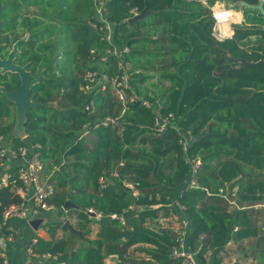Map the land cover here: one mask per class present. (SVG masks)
<instances>
[{"label":"trees","instance_id":"16d2710c","mask_svg":"<svg viewBox=\"0 0 264 264\" xmlns=\"http://www.w3.org/2000/svg\"><path fill=\"white\" fill-rule=\"evenodd\" d=\"M21 1L25 6H39L40 13L25 17L21 3L9 2L13 16L7 21L6 14L1 17L5 25L0 27V58L6 59L13 45L28 34L19 45L15 63L27 66L33 79L43 74L30 93L31 101L40 105L28 111L25 135L28 146L41 148L44 163L62 171V175L57 172L61 176L59 188L70 186L73 190L69 200L75 207L64 210L66 191L56 192L50 203L60 217L73 214L79 223L74 227L80 232L56 240L55 234L64 223H48L45 228L53 240L37 238L32 245L34 255L56 256L55 260L48 259L49 264H105L109 256H117L118 264H185L172 256L180 246L182 233L154 224L162 211L164 216L171 212L152 207L173 200L185 207L192 228L187 247L202 264H206L205 255L210 250L216 251L212 264H223L218 254L230 242L259 238L255 207L264 205V64L242 66V61H264V16L258 10L244 7L243 25L234 27L232 38L217 41L212 36L213 18L206 15L198 21L201 15L188 3L182 5V0L106 2L104 17L115 24L114 42L130 47L131 62L152 54L146 48L137 49L139 45L161 51L170 45L174 50L167 48L165 53H178L170 65L162 66L163 70L172 67L175 71L163 74L171 87L164 101L158 103L163 116L172 113L179 117L180 127L190 133L192 143L185 153L181 136L170 130L157 135L153 128L155 113L138 103L130 106L119 126L100 128L80 139L87 123L115 116L122 108L110 92L87 96L81 91L86 71L100 69L89 60L91 49L105 47L95 29L98 21L92 0ZM218 1L257 6L262 0ZM133 9L140 14L147 10L149 15L131 25L128 19ZM229 16L232 19L220 25L224 36L232 34L230 22H240L238 15L231 12ZM48 19L60 25L56 33L64 34V47L52 39L57 35L47 29ZM151 27H162L158 40L143 33ZM21 29L23 33H19ZM252 38L257 40L251 43ZM147 80L134 67L132 88L157 102L140 90ZM19 85L18 75L0 73V86L7 91ZM90 101L97 104V116L84 112ZM13 105L0 92V137L8 138L13 129L3 122ZM11 142L14 148L27 145L21 138ZM187 156L201 160L194 188H185L190 176ZM116 170L118 177L113 179L111 174ZM103 175L111 178L105 189L99 184ZM227 184H231L229 190ZM134 191L139 192L138 197L133 196ZM20 202L12 185L0 190V223L5 209ZM232 202L238 207L235 210H231ZM130 206L144 209L137 210L123 226L113 217L123 216ZM90 209L102 215L95 240L90 238V226L95 223ZM172 212L177 214L178 210L173 208ZM74 239L79 240L77 249L73 248ZM136 252L144 257L135 256Z\"/></svg>","mask_w":264,"mask_h":264},{"label":"built area","instance_id":"2783aa9c","mask_svg":"<svg viewBox=\"0 0 264 264\" xmlns=\"http://www.w3.org/2000/svg\"><path fill=\"white\" fill-rule=\"evenodd\" d=\"M108 0H93L95 6V18H99L95 29L99 36V41L105 46L104 49L98 50L93 48L89 54V60L93 66H99L100 69L87 70L84 76V82L81 91L87 96L97 95L99 93L110 92L116 102L122 107V115H124L132 104H141L144 108L150 109L155 113L154 130L157 135L174 131L181 136L180 144L183 151L187 153L192 137L189 132L184 131L179 125V117L174 114L163 116L161 114L162 106L158 102H152L136 93L132 88L131 76L133 72L132 65L129 60L131 49L129 46L120 47L114 42L115 24L109 22L104 17L105 5ZM226 11V12H223ZM231 10L219 9L213 12L212 18L215 22L213 36L218 41H223L228 36H224L220 31L221 21H230L229 16ZM136 9L131 11V17L139 15ZM223 15H227L222 18ZM231 23V22H230ZM113 70L110 73V70ZM84 112L90 117L96 115L97 106L95 101L88 102L84 107ZM121 116L108 115L87 123L80 135V139L88 137L94 130L100 128L116 127L121 124ZM41 148L39 146H21L14 148L6 143L4 137H0V190L12 185L13 192L21 198L20 203H15L7 207L3 214V221L0 223V264H8V255L5 249V242H12L14 235L9 232V222L14 218H26L29 209L32 210V216H42L44 213H52L56 211L54 205L50 201L55 197L56 189L48 181L41 179V173L44 171V162L42 160ZM190 167L189 187L194 188L197 185L199 170L201 167L200 158L187 156ZM11 162L14 171H8ZM115 177V176H114ZM111 178H113L111 176ZM110 178V180H111ZM110 180L106 176H101L99 184L101 189H105L110 185ZM127 187H129L127 185ZM134 197L139 196V192H133ZM179 209L185 212V207L177 203ZM130 210L134 206L129 207ZM92 217L101 220L102 215L94 210H89ZM119 219L123 226L126 220L121 217L114 216ZM184 227H188L189 222L182 220ZM5 231L9 233L6 234ZM174 259L182 260L185 264H198L196 253H192L185 247V241L182 234L180 246L175 248L172 254ZM44 259H56V256L50 254L44 255Z\"/></svg>","mask_w":264,"mask_h":264},{"label":"crops","instance_id":"0c3cea01","mask_svg":"<svg viewBox=\"0 0 264 264\" xmlns=\"http://www.w3.org/2000/svg\"><path fill=\"white\" fill-rule=\"evenodd\" d=\"M14 1H18L19 3H21L23 5L22 7V11L23 9H25L24 4L22 3L21 0H7L6 3H2L3 5L6 6V10L4 11V14L6 12H8L10 9L9 7V2H14ZM37 2H40L37 0ZM188 3L191 7V10H193L194 12H196L197 14H200L201 16L198 18V21L203 20L206 15L210 16L212 18V14L215 11H218L219 9H227V10H231V7H235L234 5H227L224 2H220L218 0H201L198 3H192L189 0H182V5H184L185 3ZM93 6H94V2L92 0ZM193 6V8H192ZM239 6H242L243 8L245 6H243V4H240ZM27 7V6H26ZM31 8H35V9H39L40 11V7L33 5V6H28ZM218 7V9L216 10V8ZM106 9V8H105ZM38 11V12H39ZM94 11H95V6H94ZM232 11V10H231ZM105 12V11H104ZM23 16H27L24 15L22 13ZM7 17V16H6ZM31 17V16H28ZM9 18H5V20L7 21ZM99 18H96V20H98ZM245 22V18H244V12L242 14V20L240 22H231L230 23V28L232 29V26L236 25H243V23ZM235 27V26H234ZM162 29V27H159ZM149 29V28H146ZM23 32L24 30L21 29ZM20 30V31H21ZM19 31V33H20ZM22 32V33H23ZM234 35V28L232 29V34L230 36H228L225 39L228 38H232V36ZM213 36V33H212ZM214 37V36H213ZM24 40L28 39V34L26 33L25 36L22 38ZM224 39V40H225ZM256 39V38H255ZM218 41V40H217ZM255 42V41H254ZM133 71H134V66L132 64V62L130 61ZM118 105V104H117ZM97 106V104H96ZM118 107H120V105H118ZM118 109V108H117ZM115 109V111L117 110ZM118 112V110L116 111ZM122 108H119V114L115 115V116H121L122 115ZM98 115V113H96V116ZM123 117V115H122ZM98 118V117H97ZM100 119V118H98ZM4 123H6L7 125H13V129L10 133V136L8 138H5V141L8 145L13 146L12 145V139L13 138H21L24 139L26 137L24 131H22V128L20 126H18L19 124V119H18V115H17V108L15 105H13L10 109V113L8 117H5ZM3 137V136H2ZM33 147V146H32ZM17 164L16 162H11V166L9 167L8 171H14V166ZM122 165V164H121ZM48 166H50V163L48 162ZM47 166V167H48ZM45 163H44V171L41 173V179L43 181H48L50 182L56 189V192L59 191H66V193L68 192L67 195V202H70L69 197H70V192H73V190H70V186H67L66 188H59L60 183H61V176L57 175V172H60V174L62 175V171L56 167L50 166V172L46 171L45 168ZM111 176L113 177V179L118 177L117 174V170L112 172ZM115 176V177H114ZM69 179V178H68ZM231 184H227L226 187L229 190ZM188 186L185 185V188H187ZM184 190V186L180 189V191L178 192L179 195L182 193V191ZM237 188L234 190V196L237 192ZM56 195V194H55ZM178 195V196H179ZM234 203H231V210H235L236 208H238L237 206L233 205ZM154 210H157L159 208H165L170 210L171 214L170 216H164V212H161V217L159 219L158 222H155L154 224L157 226H160L162 228H169L173 231H177V226L178 224L175 225V227H170L172 223H177L176 219L178 221H181L183 219L188 220V218L186 217L185 213L182 212L178 205L177 202L175 200L171 201V203L167 204V205H162V204H157L155 206L152 207ZM176 208L178 210L177 214H175L174 212H172V209ZM144 208L142 209H136V207H134L133 210H128L125 212V214L123 215V218L125 220L129 219L131 216L136 215L137 214V210L138 211H142ZM255 209L257 210V214L255 215V219L257 222V226L260 228V235L259 238L256 239H245L241 242H230L224 251L220 252L218 254L219 257H222L224 262L223 264H264V205H258L255 207ZM93 210V209H90ZM33 218L27 219V218H14L12 220H10L9 222V232H11L14 235V240L12 242H5V249L8 255V264H49L47 261L48 259H44L40 256H36L33 254L32 251V245L36 243L37 238H41L45 241H52L53 237L51 236V234L48 232V229L45 228V225L48 223H55L57 221H61L63 223L69 221L71 223V225L74 227L76 224H79L78 221L76 220L75 216L71 213H66L64 216L60 217L58 215V212H52V213H44L42 214V216L36 217V216H32ZM44 219L45 221L39 226V228L37 230H35L31 225L30 222L33 219ZM95 223H93L90 226V230H91V234H90V238L92 240H95L98 238V234L100 231V225L98 224L100 222V220H97L96 218H94ZM164 222V224H162ZM189 222V220H188ZM166 224V226H165ZM75 228V227H74ZM187 230V234H186V239L184 238L185 241V247L188 250L187 247V243H188V238L189 235L192 232V228L189 222L188 227H185ZM70 234H73L70 231H64L63 229H60L56 232L55 234V239L56 240H61L63 238L69 239L70 238ZM75 244L73 246L74 249H77L79 246V240L78 239H74ZM244 245V249H241L240 246ZM240 249L248 256H246L247 259H249L251 262H244L241 263L240 261L234 260L233 256L239 253ZM215 253L216 251L210 250L208 252V254L205 255V259H206V264H212L214 257H215ZM144 257L141 256V254H139V258ZM231 261V262H230ZM246 261V260H245ZM105 264H118L120 261L118 260L117 256H109L108 258L105 259ZM199 262V260H198ZM200 264H202L201 262H199Z\"/></svg>","mask_w":264,"mask_h":264},{"label":"rangeland","instance_id":"374dc122","mask_svg":"<svg viewBox=\"0 0 264 264\" xmlns=\"http://www.w3.org/2000/svg\"><path fill=\"white\" fill-rule=\"evenodd\" d=\"M0 1H1V3L7 2V0H0ZM35 1L36 0H30V2H35ZM38 1H40V4H41L42 0H38ZM24 7H25V9H23V11H22V13L24 15L31 16V15H34V14L37 15L40 13L39 9L31 8L28 6L26 7L25 5H24ZM192 8H193V6H192ZM190 9H191V7H190ZM231 10H232V13L239 16V21H241L242 20V14H243V7L242 6H235V7H231ZM5 14L7 16L6 18L13 16L11 10L6 12ZM50 20H52V22ZM50 20L49 19L46 20V22L48 21L46 27L49 30H53L55 32V34L57 35L52 39L59 40L60 46L64 47V44L67 43V40L65 39L64 34L61 36V35H58L56 33L59 30L60 25L57 22H55L54 19H50ZM234 26H236V25H234ZM234 26H232V29L234 28ZM52 27H54V28H52ZM22 32L23 31L21 30L20 33H22ZM143 33L146 36L153 38L154 40H158V38L163 34V30L159 27H151L149 29H145ZM256 40L257 39L252 38L251 40H249V42L252 43ZM50 41L51 40H49V42ZM136 48L137 49H145L146 48L148 51H150L152 53L149 56L147 55L146 57L141 58V59H138V58L132 59V64L135 67L136 73H142L148 77V80L146 81V83L142 87H140L141 92L144 95H147V96L155 99L157 102L162 101V100L164 101V99L167 95V89L171 87V84L163 78V74L164 73L165 74L173 73L175 71V69L170 67L168 70H163L162 66L163 65H170L174 59V56H177L178 53L175 51L176 53L166 54L165 53L166 50H168V49L170 51L174 50V47H172L170 45H167V47L163 51H161L158 47L155 48V46H145L144 47L143 45H139ZM159 52L161 54H159ZM143 67H147L148 68V69H146L147 71H144ZM45 166H46L45 167L46 171L50 172V166H48V162H45ZM189 182H190V177H189V180H187L185 185L188 186ZM142 208L143 207H140L139 209H142ZM176 222L177 223H172L170 227H175V225L178 224L177 230L180 231L183 234V238L186 239V234H187L186 228L183 226L181 221H178L176 219ZM162 224H164V222ZM165 226H166V224H165ZM244 247H245L244 245L240 246L241 249H244ZM241 249H240L239 253L236 254V256L235 255L233 256V259L240 261L241 263L251 262L249 259L246 258V256H248V255H246ZM135 256H139V252H136ZM198 264H200V263L198 262ZM253 264H256V263H253Z\"/></svg>","mask_w":264,"mask_h":264},{"label":"water","instance_id":"95a60500","mask_svg":"<svg viewBox=\"0 0 264 264\" xmlns=\"http://www.w3.org/2000/svg\"><path fill=\"white\" fill-rule=\"evenodd\" d=\"M242 4L243 6L248 7L250 9L258 10L261 13V15L264 16V1L263 0L260 1V3L257 6H247L244 3ZM5 10H6V6L3 5L0 1V27L5 25V22L1 21V17ZM147 15H149V12L145 10L141 14L130 19L128 23L131 25L135 24L138 21L144 19ZM22 41H25V40L21 39L13 45L12 50L10 51L6 59L0 58V73L2 75L6 73L18 75L20 79V85L14 91H7L5 87L0 86V92L3 93L16 106L17 115L19 119L18 126H20L22 128V131H24L25 133V122H26L28 111L40 105V103H34L33 101H31V98H30L32 87L35 86L39 82L40 78L33 79L31 76V73L27 69V66H20L15 63L16 57L19 54V45ZM1 48H2V45H0V50ZM262 64H264V61H260L258 63H249V62L242 61V66H259ZM23 141L25 144L29 145L28 137H25ZM73 207H75L73 204H71L70 202H67V204L64 207V210H68L69 208H73ZM26 218L27 219L33 218L31 209L28 210L26 214ZM44 221H45L44 219H38V218L33 219L30 222V225L35 230H37ZM62 229L64 231H70L74 234L80 235V232L77 231L71 225L69 221L63 224Z\"/></svg>","mask_w":264,"mask_h":264},{"label":"bare ground","instance_id":"6f19581e","mask_svg":"<svg viewBox=\"0 0 264 264\" xmlns=\"http://www.w3.org/2000/svg\"><path fill=\"white\" fill-rule=\"evenodd\" d=\"M216 10H217V9H216ZM223 12H226V11H223ZM226 16H227V15H223L222 18H224V17H226ZM225 22H228V21H224V20H223V21H221V24H223V23H225ZM221 24H220V25H221Z\"/></svg>","mask_w":264,"mask_h":264},{"label":"flooded vegetation","instance_id":"af4514ba","mask_svg":"<svg viewBox=\"0 0 264 264\" xmlns=\"http://www.w3.org/2000/svg\"><path fill=\"white\" fill-rule=\"evenodd\" d=\"M42 74H43V73L41 72V73H40L41 76H40L39 78H42ZM37 79H38V78H37Z\"/></svg>","mask_w":264,"mask_h":264}]
</instances>
